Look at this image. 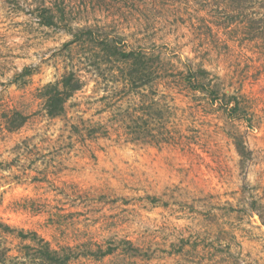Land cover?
<instances>
[{
  "label": "rangeland",
  "instance_id": "rangeland-1",
  "mask_svg": "<svg viewBox=\"0 0 264 264\" xmlns=\"http://www.w3.org/2000/svg\"><path fill=\"white\" fill-rule=\"evenodd\" d=\"M78 29L159 56L157 83L115 81L118 65L71 42ZM71 70L83 85L48 117L38 89ZM254 208L264 216V0H0V223L68 247L70 264H264ZM22 244L0 227L7 257Z\"/></svg>",
  "mask_w": 264,
  "mask_h": 264
},
{
  "label": "trees",
  "instance_id": "trees-1",
  "mask_svg": "<svg viewBox=\"0 0 264 264\" xmlns=\"http://www.w3.org/2000/svg\"><path fill=\"white\" fill-rule=\"evenodd\" d=\"M40 21L45 26L54 25V16L49 14V9H39L37 13ZM71 31V30H70ZM73 38L71 42L79 41L82 45L85 43H92L96 50L102 52L101 59L105 64H115L118 65L119 79L115 81H120L121 83L131 86L139 87L149 82L153 84L157 83L158 79L154 78V73L158 66H162L164 61L159 56H147L146 54L131 50H118L112 39H102L93 38L90 29L85 32L81 30L71 31ZM83 33V34H82ZM99 55V54H98ZM197 74H186L185 83L189 84L192 90L203 89L202 84H199V78L203 77L208 72L199 67L196 71ZM29 71L24 69L21 72L22 75H28ZM83 83L78 78L73 70L64 74L56 82H48L38 89V97L41 99V109L48 117H57L63 114L65 111L64 104L76 91L80 90ZM216 90H211V94H216ZM226 96L225 93H223ZM212 98V97H211ZM225 101V100H224ZM226 103V102H225ZM156 104V103H154ZM153 105L150 103H145L141 112L137 114V119H143L145 123L149 120L150 111L153 110ZM236 109L234 106L231 110ZM24 119V118H23ZM21 120L15 125L18 128L22 125L24 120ZM13 118H6V125L14 122ZM155 139V136H154ZM236 151L241 156L246 150L240 139L235 140ZM258 214L262 224L264 225V216L262 215V209L254 208ZM0 227L3 231L12 234L20 240L23 250H18V253L23 255L22 259L18 254L15 256H6V249H0V264H8L12 260H15V264H25V262H30V264H70L74 260L76 255L71 254L68 247H63L61 249L51 248L48 241L44 240L42 237L36 234L35 231L24 232L22 229L13 228L7 224L0 223ZM128 243V242H125ZM110 252H104V255ZM8 260V261H6Z\"/></svg>",
  "mask_w": 264,
  "mask_h": 264
}]
</instances>
